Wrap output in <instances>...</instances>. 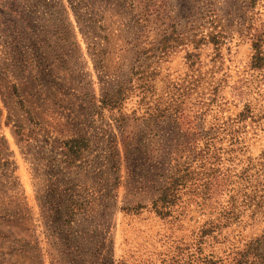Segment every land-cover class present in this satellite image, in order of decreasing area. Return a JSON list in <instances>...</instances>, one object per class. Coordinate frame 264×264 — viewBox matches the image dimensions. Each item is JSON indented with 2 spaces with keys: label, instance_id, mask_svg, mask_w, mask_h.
<instances>
[{
  "label": "rangeland",
  "instance_id": "obj_1",
  "mask_svg": "<svg viewBox=\"0 0 264 264\" xmlns=\"http://www.w3.org/2000/svg\"><path fill=\"white\" fill-rule=\"evenodd\" d=\"M0 264H264V0H0Z\"/></svg>",
  "mask_w": 264,
  "mask_h": 264
},
{
  "label": "trees",
  "instance_id": "obj_2",
  "mask_svg": "<svg viewBox=\"0 0 264 264\" xmlns=\"http://www.w3.org/2000/svg\"><path fill=\"white\" fill-rule=\"evenodd\" d=\"M255 46H256V52L253 56V62L255 66H260L262 64L261 61L263 59V57H261V46L258 44H256Z\"/></svg>",
  "mask_w": 264,
  "mask_h": 264
}]
</instances>
